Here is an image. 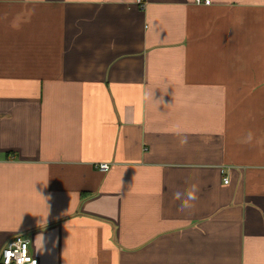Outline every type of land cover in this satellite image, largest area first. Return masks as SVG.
Here are the masks:
<instances>
[{"label": "crops", "instance_id": "1", "mask_svg": "<svg viewBox=\"0 0 264 264\" xmlns=\"http://www.w3.org/2000/svg\"><path fill=\"white\" fill-rule=\"evenodd\" d=\"M16 238L38 264H264V4L0 0V258Z\"/></svg>", "mask_w": 264, "mask_h": 264}, {"label": "built area", "instance_id": "2", "mask_svg": "<svg viewBox=\"0 0 264 264\" xmlns=\"http://www.w3.org/2000/svg\"><path fill=\"white\" fill-rule=\"evenodd\" d=\"M137 2L140 5L142 4V0H137ZM197 4L210 5L211 0H199ZM99 169L103 172H107L109 170V165L101 164L99 165ZM223 182L224 184H228V178L224 177ZM0 264H38V260L29 252V241L22 238H16L8 242L3 248Z\"/></svg>", "mask_w": 264, "mask_h": 264}, {"label": "clouds", "instance_id": "3", "mask_svg": "<svg viewBox=\"0 0 264 264\" xmlns=\"http://www.w3.org/2000/svg\"><path fill=\"white\" fill-rule=\"evenodd\" d=\"M198 3L199 0H196ZM255 3L264 4V0H253ZM199 191L198 186L196 184H190L183 191L176 190L173 193V199L176 201H180V210L183 211L186 208L192 207L193 201H195L197 197V192Z\"/></svg>", "mask_w": 264, "mask_h": 264}]
</instances>
